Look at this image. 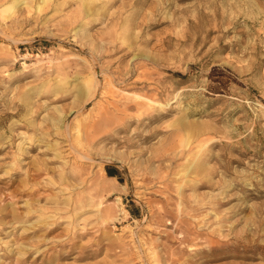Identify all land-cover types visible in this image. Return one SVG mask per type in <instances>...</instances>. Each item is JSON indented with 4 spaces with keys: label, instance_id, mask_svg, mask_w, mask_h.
Here are the masks:
<instances>
[{
    "label": "rangeland",
    "instance_id": "obj_1",
    "mask_svg": "<svg viewBox=\"0 0 264 264\" xmlns=\"http://www.w3.org/2000/svg\"><path fill=\"white\" fill-rule=\"evenodd\" d=\"M0 264H264V0H0Z\"/></svg>",
    "mask_w": 264,
    "mask_h": 264
},
{
    "label": "trees",
    "instance_id": "obj_2",
    "mask_svg": "<svg viewBox=\"0 0 264 264\" xmlns=\"http://www.w3.org/2000/svg\"><path fill=\"white\" fill-rule=\"evenodd\" d=\"M105 169H106V172L109 176H116L117 175V171H116V169H114V167L106 166Z\"/></svg>",
    "mask_w": 264,
    "mask_h": 264
},
{
    "label": "bare ground",
    "instance_id": "obj_3",
    "mask_svg": "<svg viewBox=\"0 0 264 264\" xmlns=\"http://www.w3.org/2000/svg\"><path fill=\"white\" fill-rule=\"evenodd\" d=\"M85 117V116H84ZM84 119V118H83ZM106 217V216H105Z\"/></svg>",
    "mask_w": 264,
    "mask_h": 264
}]
</instances>
